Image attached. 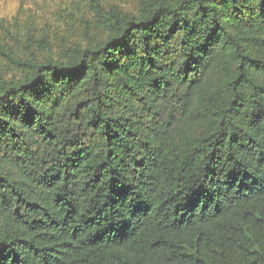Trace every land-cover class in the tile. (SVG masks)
<instances>
[{
  "label": "trees",
  "instance_id": "16d2710c",
  "mask_svg": "<svg viewBox=\"0 0 264 264\" xmlns=\"http://www.w3.org/2000/svg\"><path fill=\"white\" fill-rule=\"evenodd\" d=\"M92 8L0 43V264H264V0Z\"/></svg>",
  "mask_w": 264,
  "mask_h": 264
},
{
  "label": "rangeland",
  "instance_id": "374dc122",
  "mask_svg": "<svg viewBox=\"0 0 264 264\" xmlns=\"http://www.w3.org/2000/svg\"><path fill=\"white\" fill-rule=\"evenodd\" d=\"M104 0H0V43L17 47L32 37L38 51L52 39L66 34L70 25L94 21L92 5ZM131 7L134 0H109ZM3 23L4 26H1Z\"/></svg>",
  "mask_w": 264,
  "mask_h": 264
}]
</instances>
